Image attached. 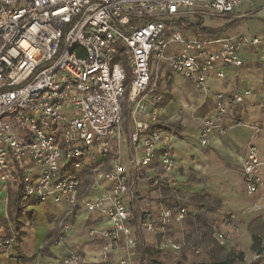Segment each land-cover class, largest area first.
<instances>
[{
    "label": "built area",
    "instance_id": "built-area-1",
    "mask_svg": "<svg viewBox=\"0 0 264 264\" xmlns=\"http://www.w3.org/2000/svg\"><path fill=\"white\" fill-rule=\"evenodd\" d=\"M253 1L0 0V196L6 208L13 181L21 210L63 208L58 244L79 212L98 215L105 228L88 227L86 235L101 240L100 264H134L138 232L153 236L161 253L180 252L167 228L189 211L161 204L150 210L140 196L172 188L177 170L172 134L155 125L163 101L159 79L162 72L174 74L212 96L214 113L201 119L202 147L211 133H224L227 109L252 93L212 94L209 84L241 67L243 49L261 40L224 32L195 37L182 22L225 18ZM125 95L131 118L126 161L119 132ZM253 131L240 165L249 197L264 192V148L253 142L259 132ZM214 241L232 247L220 232ZM10 244L1 240L0 250ZM58 264L84 260L68 249Z\"/></svg>",
    "mask_w": 264,
    "mask_h": 264
},
{
    "label": "crops",
    "instance_id": "crops-1",
    "mask_svg": "<svg viewBox=\"0 0 264 264\" xmlns=\"http://www.w3.org/2000/svg\"><path fill=\"white\" fill-rule=\"evenodd\" d=\"M228 17L232 21L224 26L233 21L235 23L224 33L259 38L261 43L244 48L242 66L229 69L226 78L209 84V89L212 94L250 90L251 96L227 109L221 120L225 132L211 133L207 144L202 147L199 142L201 119L214 113L212 96H204L188 80L162 72L159 86L163 101L156 111L155 125L172 134V152L177 164L175 176L185 179L184 188L191 189L189 193L210 195L223 208L243 219L252 216L249 218L252 221L264 205V192L254 197L245 194L240 165L254 129L259 132L253 142L264 148V0L243 5ZM149 191L156 193L153 189ZM155 198H159L158 194ZM253 201L256 204L248 206ZM63 214V208L50 204L23 211L19 220L23 236L18 248L10 225L8 230L1 227L0 241L11 239V244L0 250V264H58L68 249L80 251L86 263L92 261L95 255L99 259L101 240L88 239L86 229L94 227L101 230L105 225L98 215L85 211L79 212L73 219L66 241L63 244L53 243L41 256L42 248L56 238ZM0 219L8 220L7 208Z\"/></svg>",
    "mask_w": 264,
    "mask_h": 264
},
{
    "label": "rangeland",
    "instance_id": "rangeland-1",
    "mask_svg": "<svg viewBox=\"0 0 264 264\" xmlns=\"http://www.w3.org/2000/svg\"><path fill=\"white\" fill-rule=\"evenodd\" d=\"M229 21H232L230 17L223 19L210 18L204 19L203 24L204 26L211 29H221ZM190 33L192 36H198L196 32L190 31ZM125 99L126 95L124 96L123 118L119 125V132L121 149L124 160L126 161L129 145L128 127L130 125L131 118L128 113V105ZM115 153L116 149L113 143L112 153L110 156L115 157ZM107 168L108 166L105 165L104 169ZM86 176L87 175H85V177ZM86 178V181H88V177ZM184 181L185 179L182 180L181 178H178L174 175V185L172 187V192L182 205L184 204L185 198L182 199L181 195H188L189 191L191 190L184 188L186 185ZM16 185V181L10 183L8 198L15 192ZM140 196L142 207L150 210H155L160 204L162 207H164V205L160 202L161 198L159 194L158 196L160 199L155 198V196H157L156 193L151 194L149 190H144L141 191ZM254 204L256 203L253 201L252 204H249L248 206H253ZM5 209V201L0 196V215H3ZM187 210L190 211L193 209L187 208ZM230 216L233 217V219L230 224L227 225L226 220ZM250 217L252 216H248V219H243L235 212L221 206V208L216 209L215 212L208 216L209 224L207 227H204L212 231V239H214V234L216 232H220L231 241L232 247L224 250V252L233 251L235 254L242 255V259L240 261L237 260L234 264H264V205L261 206L259 214L255 219L250 221ZM167 235L174 241L181 244V250L178 253H162L159 258L164 264H205L209 263L211 256L217 252L212 251L211 245H209V247H204V245H201L200 241H198L199 235H197L195 227L189 224L186 219L180 224L169 225L167 228ZM254 237L257 238V241H255ZM135 239L137 244L142 242L148 248L154 249L155 247V238L147 233L138 232L135 234ZM258 250H262L261 254L257 252ZM80 254L83 258V254ZM134 254L137 255L135 252ZM84 264H100V262L97 258V255H95L92 258V261L89 263L84 262ZM134 264H138V259L134 261Z\"/></svg>",
    "mask_w": 264,
    "mask_h": 264
},
{
    "label": "trees",
    "instance_id": "trees-1",
    "mask_svg": "<svg viewBox=\"0 0 264 264\" xmlns=\"http://www.w3.org/2000/svg\"><path fill=\"white\" fill-rule=\"evenodd\" d=\"M203 18H197L193 21L182 22V25L190 31L196 32L200 36H214L223 33L229 26L233 25L235 22H231L221 29H211L203 24ZM171 190V191H170ZM160 195V202L166 208L175 209L177 207L192 208L193 210H188L189 214L186 220L189 224L195 227L197 235H199L198 241L204 247H209L211 245L212 251H217L211 256L209 263L205 264H234L237 260L242 259L241 254H235L233 251L224 252L227 250L221 248L216 244L214 239L211 238L212 231L208 230L209 224L208 216L215 212L216 209L221 208V203L207 194H195L188 193V195H181V198H185L184 204L182 205L172 192V188L162 189L158 193ZM20 200V188L17 187L15 192L8 198L7 209H8V220L0 219V228L8 230V224L12 229V235L15 238V243L17 248L19 247L22 240V232L20 229V218L22 216L23 210L19 208ZM205 229V230H204ZM255 241L257 238L254 237ZM56 242V238L47 242V244L41 250V256L48 252V248ZM261 254L262 250L257 251ZM135 253L138 257V264H164L159 256L162 254L156 249L148 248L142 242H139L136 246ZM24 262H21L23 264Z\"/></svg>",
    "mask_w": 264,
    "mask_h": 264
}]
</instances>
